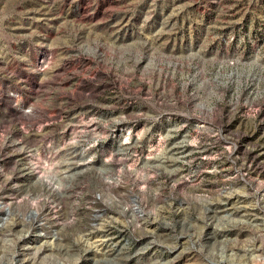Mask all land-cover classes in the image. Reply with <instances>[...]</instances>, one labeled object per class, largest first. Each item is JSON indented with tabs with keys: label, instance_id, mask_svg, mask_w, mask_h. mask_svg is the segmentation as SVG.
<instances>
[{
	"label": "rangeland",
	"instance_id": "1",
	"mask_svg": "<svg viewBox=\"0 0 264 264\" xmlns=\"http://www.w3.org/2000/svg\"><path fill=\"white\" fill-rule=\"evenodd\" d=\"M0 264H264V0H0Z\"/></svg>",
	"mask_w": 264,
	"mask_h": 264
}]
</instances>
